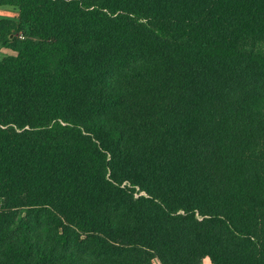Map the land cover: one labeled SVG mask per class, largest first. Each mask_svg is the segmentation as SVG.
Masks as SVG:
<instances>
[{"label":"trees","instance_id":"trees-1","mask_svg":"<svg viewBox=\"0 0 264 264\" xmlns=\"http://www.w3.org/2000/svg\"><path fill=\"white\" fill-rule=\"evenodd\" d=\"M9 5L0 264H264V0Z\"/></svg>","mask_w":264,"mask_h":264},{"label":"rangeland","instance_id":"rangeland-1","mask_svg":"<svg viewBox=\"0 0 264 264\" xmlns=\"http://www.w3.org/2000/svg\"><path fill=\"white\" fill-rule=\"evenodd\" d=\"M0 22L4 23H13L15 26L13 30L10 32L9 39L11 41L15 40H24L25 38L29 37L31 34V29L26 24H21L20 16H19V9L14 6H0ZM15 55V53L8 49L0 46V60ZM141 195H145L144 192L140 191L136 193V197ZM205 264H210V259L207 258L204 260ZM153 264H160L158 260H154Z\"/></svg>","mask_w":264,"mask_h":264}]
</instances>
